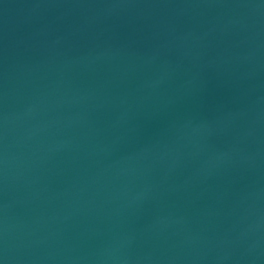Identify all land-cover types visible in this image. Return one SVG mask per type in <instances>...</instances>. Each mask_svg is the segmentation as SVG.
Instances as JSON below:
<instances>
[{"label": "water", "instance_id": "1", "mask_svg": "<svg viewBox=\"0 0 264 264\" xmlns=\"http://www.w3.org/2000/svg\"><path fill=\"white\" fill-rule=\"evenodd\" d=\"M0 96V264H264V0H0Z\"/></svg>", "mask_w": 264, "mask_h": 264}, {"label": "bare ground", "instance_id": "2", "mask_svg": "<svg viewBox=\"0 0 264 264\" xmlns=\"http://www.w3.org/2000/svg\"><path fill=\"white\" fill-rule=\"evenodd\" d=\"M1 96H3V95H1ZM1 96H0V97H1Z\"/></svg>", "mask_w": 264, "mask_h": 264}]
</instances>
